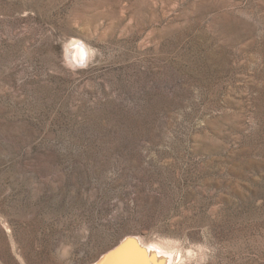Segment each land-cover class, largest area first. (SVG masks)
Masks as SVG:
<instances>
[{"label": "rangeland", "instance_id": "374dc122", "mask_svg": "<svg viewBox=\"0 0 264 264\" xmlns=\"http://www.w3.org/2000/svg\"><path fill=\"white\" fill-rule=\"evenodd\" d=\"M131 239L264 264V0H0V264Z\"/></svg>", "mask_w": 264, "mask_h": 264}, {"label": "bare ground", "instance_id": "6f19581e", "mask_svg": "<svg viewBox=\"0 0 264 264\" xmlns=\"http://www.w3.org/2000/svg\"><path fill=\"white\" fill-rule=\"evenodd\" d=\"M150 257L147 255L145 249L137 241L132 239L127 240L108 254L110 264L158 263V260L155 257Z\"/></svg>", "mask_w": 264, "mask_h": 264}, {"label": "water", "instance_id": "95a60500", "mask_svg": "<svg viewBox=\"0 0 264 264\" xmlns=\"http://www.w3.org/2000/svg\"><path fill=\"white\" fill-rule=\"evenodd\" d=\"M128 238H129V237H128ZM132 238H134V237H132ZM134 239H136V238H134ZM136 240H137V239H136ZM123 241H124V240H123ZM123 241H122V242H123ZM137 241H138V240H137ZM122 242H121V243H122ZM119 245H120V244H119ZM119 245H118V246H119ZM118 246H117V247H118ZM117 247H116V248H117ZM113 250H114V249H113Z\"/></svg>", "mask_w": 264, "mask_h": 264}]
</instances>
